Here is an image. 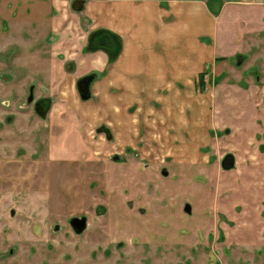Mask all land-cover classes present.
I'll return each mask as SVG.
<instances>
[{
    "label": "rangeland",
    "instance_id": "374dc122",
    "mask_svg": "<svg viewBox=\"0 0 264 264\" xmlns=\"http://www.w3.org/2000/svg\"><path fill=\"white\" fill-rule=\"evenodd\" d=\"M11 1L0 0V264H264V4L222 5L214 66L136 108L94 86L98 74L82 100L54 51L51 6ZM75 25L68 39L97 52Z\"/></svg>",
    "mask_w": 264,
    "mask_h": 264
},
{
    "label": "crops",
    "instance_id": "0c3cea01",
    "mask_svg": "<svg viewBox=\"0 0 264 264\" xmlns=\"http://www.w3.org/2000/svg\"><path fill=\"white\" fill-rule=\"evenodd\" d=\"M18 1L33 6L30 11L38 14L42 7L51 6L50 30L60 38L54 51L69 60L75 84L98 74L94 86L101 92L122 93V99L132 98L129 105L140 107L137 102L141 100L155 96L162 104L164 93L186 91L189 88L183 85L213 67L222 5L253 0H88L83 6L86 21L77 19V13L71 16L70 0ZM258 2L264 4V0ZM68 23L77 24L74 27L81 31L88 27L89 39L96 32H108L119 43L117 55L105 49L84 53L83 45L78 47L68 39ZM138 114L141 117V110Z\"/></svg>",
    "mask_w": 264,
    "mask_h": 264
},
{
    "label": "water",
    "instance_id": "95a60500",
    "mask_svg": "<svg viewBox=\"0 0 264 264\" xmlns=\"http://www.w3.org/2000/svg\"><path fill=\"white\" fill-rule=\"evenodd\" d=\"M86 1L87 0H75V1H73V3H72L73 10L76 12L81 11L83 6H84V3ZM102 32H106V31H102ZM96 33H98V32H96ZM107 33H103V34L100 33L102 35L99 34L100 36L97 35V36H94L90 39V42L92 44V49H94V48L105 49L111 54V56H115V55H117V53L119 51V43L116 42L115 37L114 38L110 37V35ZM98 39H106V40L103 42H99ZM96 49H94V50H96ZM92 81H93V76H87V77H84V78L78 80V82L76 84V87H77V90L80 94V97L84 101L89 99V89H90V85H91ZM48 106H49V102L47 100H41L36 104L35 109H36V112L38 113V115L40 117L45 115V113L47 112ZM101 132H104L106 137L109 138V136H110L109 132L105 128H102ZM233 165H234L233 156L232 155H226L224 157V159L222 160V163H221L222 169L230 170ZM71 225L76 231L79 229H82L84 226L82 221H79V220H73L71 222Z\"/></svg>",
    "mask_w": 264,
    "mask_h": 264
},
{
    "label": "bare ground",
    "instance_id": "6f19581e",
    "mask_svg": "<svg viewBox=\"0 0 264 264\" xmlns=\"http://www.w3.org/2000/svg\"><path fill=\"white\" fill-rule=\"evenodd\" d=\"M100 33H102L103 34V32H98V33H95V34H93L91 37H90V39L92 38V37H94V36H97V35H99ZM104 33H106V32H104ZM102 34H100V35H102ZM107 34H109V33H107ZM99 35V36H100ZM110 35V34H109ZM110 37H112V35H110ZM104 38V37H103ZM114 38V37H113ZM90 39H89V43H90V48L92 49V44H91V42H90ZM99 40V42H103V41H105L106 39H98ZM94 49H96V48H94ZM105 134V133H104Z\"/></svg>",
    "mask_w": 264,
    "mask_h": 264
},
{
    "label": "flooded vegetation",
    "instance_id": "af4514ba",
    "mask_svg": "<svg viewBox=\"0 0 264 264\" xmlns=\"http://www.w3.org/2000/svg\"><path fill=\"white\" fill-rule=\"evenodd\" d=\"M100 32V31H99ZM91 36V35H90ZM77 84V83H76ZM36 107V106H35ZM36 110V109H35Z\"/></svg>",
    "mask_w": 264,
    "mask_h": 264
}]
</instances>
